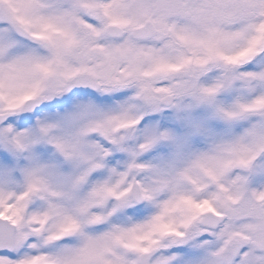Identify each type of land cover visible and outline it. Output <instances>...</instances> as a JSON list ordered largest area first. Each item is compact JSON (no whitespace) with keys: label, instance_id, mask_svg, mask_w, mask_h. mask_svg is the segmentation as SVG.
Wrapping results in <instances>:
<instances>
[{"label":"snow or ice","instance_id":"snow-or-ice-1","mask_svg":"<svg viewBox=\"0 0 264 264\" xmlns=\"http://www.w3.org/2000/svg\"><path fill=\"white\" fill-rule=\"evenodd\" d=\"M0 264H264V0H0Z\"/></svg>","mask_w":264,"mask_h":264}]
</instances>
